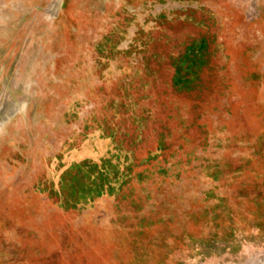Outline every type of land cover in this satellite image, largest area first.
I'll return each instance as SVG.
<instances>
[{
    "label": "rangeland",
    "instance_id": "1",
    "mask_svg": "<svg viewBox=\"0 0 264 264\" xmlns=\"http://www.w3.org/2000/svg\"><path fill=\"white\" fill-rule=\"evenodd\" d=\"M0 264H264V0H0Z\"/></svg>",
    "mask_w": 264,
    "mask_h": 264
}]
</instances>
